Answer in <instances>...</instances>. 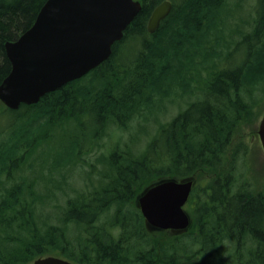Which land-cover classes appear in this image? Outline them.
<instances>
[{"label": "trees", "instance_id": "16d2710c", "mask_svg": "<svg viewBox=\"0 0 264 264\" xmlns=\"http://www.w3.org/2000/svg\"><path fill=\"white\" fill-rule=\"evenodd\" d=\"M45 1L0 0V84L11 69L5 43L32 26ZM138 1L139 13L98 67L36 104L0 103V264L47 256L74 264H264V184L248 182L241 135L264 103V0L248 9L246 0H170L153 34L147 21L163 0ZM167 101L185 108L152 134L139 126L125 141L118 136ZM59 130L71 135L68 162H45ZM141 132L149 140L138 149ZM91 153L93 164L83 158ZM71 165L89 167L81 188L69 183ZM189 177L205 186L190 194L188 230L167 238L149 231L138 195Z\"/></svg>", "mask_w": 264, "mask_h": 264}, {"label": "water", "instance_id": "95a60500", "mask_svg": "<svg viewBox=\"0 0 264 264\" xmlns=\"http://www.w3.org/2000/svg\"><path fill=\"white\" fill-rule=\"evenodd\" d=\"M138 0H46L34 23L4 45L11 69L0 84V102L9 110L36 104L45 94L82 78L106 61L116 42L139 13ZM172 9L163 0L152 10L147 32L153 34ZM264 152V111L258 124ZM195 181L164 179L137 197V206L150 231H187L191 221L184 206ZM30 264H74L55 256Z\"/></svg>", "mask_w": 264, "mask_h": 264}, {"label": "rangeland", "instance_id": "374dc122", "mask_svg": "<svg viewBox=\"0 0 264 264\" xmlns=\"http://www.w3.org/2000/svg\"><path fill=\"white\" fill-rule=\"evenodd\" d=\"M255 0H246L245 6L248 9V6L252 5L253 2ZM247 13V12H246ZM231 23H227V27H230ZM194 98L192 97L191 100H193ZM186 100V99H184ZM184 100H179V101H184ZM177 101V102H179ZM177 102H169L167 101V103H165L163 105V107L156 113H153L151 115L147 116V120L144 121L143 119H141L140 121H136L135 123L132 124V126L124 132H120L118 133V136L122 137V140H127V138H129V136L136 134V132L139 131V126L145 130V132H148L151 134L154 132L156 126H157V122L158 123H165L170 121L174 116L177 115V113H179V111L183 110L185 108V105L183 103L179 104ZM1 103V102H0ZM179 105V106H178ZM264 111V103L257 105L256 108L254 109V119L253 122L249 123L242 131H241V135L243 136V140L244 142L247 144L248 146V153L245 156V158L242 160V162L244 161V163H246V167H248L250 169V171L248 172V182L250 181L251 183H254L255 185L259 186L264 184V152L261 148L258 136H257V130H258V124L259 121L262 117V113ZM85 126H88V123L85 122ZM69 126H65L64 129L67 130H71L72 128H68ZM142 130V131H144ZM145 132H141V134H139L140 138L139 141L137 142V146L136 148H143V146H145V144H147L149 138L146 136ZM58 136L52 141V143L50 144L51 146L48 148L46 147L47 152L42 156L44 161L48 162V163H52L53 160L55 159V157L58 159H61L62 161H64L65 163L68 162L67 158L68 156L65 153V150L67 146H69V142L71 139V135L68 132H65L64 130H59L58 132ZM150 134V135H151ZM120 137V138H121ZM118 139L117 138H113L110 142V144L108 143L106 150L109 153L110 150H108ZM107 138H104L102 140V143H104V145L107 143ZM98 156V153H91L88 155L83 156V158L85 159V161L89 164H93L95 163L96 157ZM63 158V159H62ZM241 162V161H239ZM244 165V166H245ZM79 165L77 166H69L70 167V174L68 176V178L70 179V184L72 185V187L75 188H81L83 185L87 184L86 181H88V175L86 173V170L89 168L88 166H84L82 169L78 168ZM101 167L99 165H97V170L100 169ZM240 168L243 170V165H240ZM76 169V170H74ZM86 169V170H83ZM240 169V170H241ZM74 170V171H73ZM207 175H204L203 178H206ZM198 191L201 192V188H199V185L205 186V179L201 181L202 184H200V182H196L195 178H193ZM254 185V186H255ZM59 203H63V201L61 199H59ZM187 204L185 205L184 209L186 210ZM187 211V210H186ZM188 212V211H187ZM54 215L57 216V213H54ZM160 233L163 231H159ZM186 232V231H185ZM184 233V232H182ZM182 233H175L173 231H170L169 233H162L163 238H167L166 236H173V235H178V234H182Z\"/></svg>", "mask_w": 264, "mask_h": 264}, {"label": "flooded vegetation", "instance_id": "af4514ba", "mask_svg": "<svg viewBox=\"0 0 264 264\" xmlns=\"http://www.w3.org/2000/svg\"><path fill=\"white\" fill-rule=\"evenodd\" d=\"M195 185H196V184H195ZM195 185H194V186H195ZM193 188H194V187H193ZM193 188H192V190H193ZM192 190H191V192H192ZM190 194H191V193H190ZM156 232H158V231H156ZM163 232H165V233L168 232V233H169L170 231H163Z\"/></svg>", "mask_w": 264, "mask_h": 264}]
</instances>
